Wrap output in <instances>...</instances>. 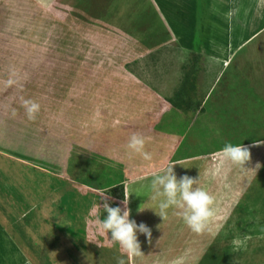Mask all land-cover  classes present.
<instances>
[{
  "label": "rangeland",
  "instance_id": "rangeland-1",
  "mask_svg": "<svg viewBox=\"0 0 264 264\" xmlns=\"http://www.w3.org/2000/svg\"><path fill=\"white\" fill-rule=\"evenodd\" d=\"M152 1L145 22L147 3L119 0L115 9L122 14L117 39L129 30L149 36L170 19L174 36L160 42V31L154 34L153 49L143 40L135 47L134 39L101 46L28 0H0L1 151L76 184L107 188L113 198L130 195L132 219L155 232L150 242L139 234L137 264H264V144L251 147L264 140V0ZM194 59L199 108L185 114L174 104ZM10 78L17 83L7 85ZM29 99L40 106L32 120L23 107ZM133 134L145 139L150 160L127 154ZM229 142L249 146L251 170L223 160ZM170 166L213 196L209 230L191 232L172 210L164 220L154 213L151 179ZM76 206L65 205L68 222L84 215ZM4 211L17 220V208ZM111 248L105 260L116 264L123 254ZM1 256L10 263L11 255Z\"/></svg>",
  "mask_w": 264,
  "mask_h": 264
},
{
  "label": "crops",
  "instance_id": "crops-1",
  "mask_svg": "<svg viewBox=\"0 0 264 264\" xmlns=\"http://www.w3.org/2000/svg\"><path fill=\"white\" fill-rule=\"evenodd\" d=\"M28 1L49 15L57 24H63L68 30L76 31L80 37L92 43L96 39L101 46L111 39L115 42L125 40L128 43H132L134 39L132 44L135 47L138 44L141 48L143 40L144 48L149 45L153 49L156 33H161L160 42L169 40L168 36L171 38L173 35L170 19L166 18V22L151 28L149 36L144 37L140 33L134 36V31L129 30L126 38L117 39V31L122 24V14L116 12L115 2L119 0ZM136 1V6H144L146 3L150 5L146 4L147 7L143 9L139 19L145 22L144 19L147 21L148 16L154 15L153 1ZM109 7L111 9L107 11ZM119 7L122 8L121 5ZM136 10L137 7H132L128 13L132 11L133 16H136ZM108 13L110 15H107ZM118 15L119 21L118 18L114 19ZM106 21L112 30L110 34L101 30ZM137 31L135 29V32ZM106 190L107 188L76 184L61 174H54L37 165L6 155L0 148V264H107L106 251L112 249V246L118 251V246L108 242L110 234L109 238L98 234L94 225L89 223L95 218L91 209L96 202L102 204L99 200ZM113 201L122 205L123 200L114 198ZM72 203L77 205L84 215L68 222L70 219L65 216V205ZM12 208L19 210L18 218L14 222H11L4 211ZM132 218L130 216V219ZM63 222L66 226L59 227ZM15 226L18 227L17 233L14 232ZM154 235L155 232L151 237ZM138 236L140 237L139 234ZM4 251L11 255L10 263L6 260L3 262L1 255ZM12 260H18V263ZM136 260L137 258L128 259L127 264H137Z\"/></svg>",
  "mask_w": 264,
  "mask_h": 264
},
{
  "label": "clouds",
  "instance_id": "clouds-1",
  "mask_svg": "<svg viewBox=\"0 0 264 264\" xmlns=\"http://www.w3.org/2000/svg\"><path fill=\"white\" fill-rule=\"evenodd\" d=\"M15 76V72L11 74ZM7 85L11 86L17 83L15 79H8ZM25 108L29 120L35 118L39 112L40 106L32 100H24ZM12 115L15 116V110ZM264 144V140H254L251 147H259ZM127 154L131 156H140L144 160H150L151 156L145 151V139L137 134L130 136L126 145ZM220 155L229 165L239 168L242 172L251 170L246 167L250 163L249 146L243 143L232 144L225 143L220 150ZM259 164L256 165V168ZM260 166V165H259ZM197 179L188 176L177 178L173 166L168 167L162 174H154L150 188L152 192L151 199L156 203L158 212H154L162 220L167 218L169 210L174 215L179 216L183 223L195 234H201L209 230V224L215 217V201L212 195L206 190L196 187ZM105 191L98 203L96 202L91 209L95 218L89 221L93 224L98 234L107 236L109 240L123 254L117 257L116 264H126L127 259L142 256L138 234L143 235L146 240L151 241V230L144 224L139 225L135 220L130 219L131 210L128 207V197L125 196L122 201L123 209L120 206H110L108 200L114 198L107 195ZM144 204V203H143ZM141 204L137 212L140 211ZM103 216V218H101Z\"/></svg>",
  "mask_w": 264,
  "mask_h": 264
},
{
  "label": "trees",
  "instance_id": "trees-1",
  "mask_svg": "<svg viewBox=\"0 0 264 264\" xmlns=\"http://www.w3.org/2000/svg\"><path fill=\"white\" fill-rule=\"evenodd\" d=\"M198 70L199 67L195 61L192 69L185 75L183 87L178 93L177 101L174 104L178 110L185 114L195 113L199 108V103L194 99L197 91L196 76Z\"/></svg>",
  "mask_w": 264,
  "mask_h": 264
}]
</instances>
